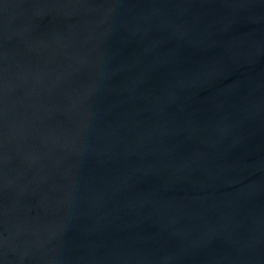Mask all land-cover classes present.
<instances>
[{"label": "water", "instance_id": "95a60500", "mask_svg": "<svg viewBox=\"0 0 264 264\" xmlns=\"http://www.w3.org/2000/svg\"><path fill=\"white\" fill-rule=\"evenodd\" d=\"M0 264H264V0H0Z\"/></svg>", "mask_w": 264, "mask_h": 264}]
</instances>
